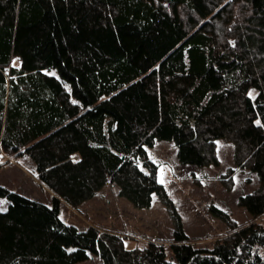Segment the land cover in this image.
Here are the masks:
<instances>
[{
	"label": "trees",
	"instance_id": "obj_1",
	"mask_svg": "<svg viewBox=\"0 0 264 264\" xmlns=\"http://www.w3.org/2000/svg\"><path fill=\"white\" fill-rule=\"evenodd\" d=\"M221 139L258 176L239 205L263 215L264 0H0V167L28 156L54 194L49 205L0 185V264H264V226L237 228L216 204L234 232L194 245L148 152L174 141L181 163L218 166ZM235 171L220 176L228 189ZM109 183L135 207L169 204L174 259L62 219V201Z\"/></svg>",
	"mask_w": 264,
	"mask_h": 264
},
{
	"label": "rangeland",
	"instance_id": "obj_2",
	"mask_svg": "<svg viewBox=\"0 0 264 264\" xmlns=\"http://www.w3.org/2000/svg\"><path fill=\"white\" fill-rule=\"evenodd\" d=\"M148 152L158 164V177L165 184L194 245L210 249L217 241L234 232L229 224L211 213V204L227 210L237 223V228L252 222L264 226V214L254 217L238 203L239 196L257 188L259 180L256 173L236 166L231 142L219 140L221 163L218 166L181 163L174 141H156ZM230 167L236 171L234 184L228 189L222 184L220 176ZM0 185L53 204V192L38 179L35 165L28 156L5 160L0 167ZM62 202L61 217L64 221L81 229L96 226L100 230L118 232L125 237L127 246L132 248L143 247L150 241L162 243L168 257L174 259L170 246L175 219L169 204L158 195H154L151 207L138 208L120 194L117 184L109 183L78 207ZM7 206L8 200L0 198V208L6 209ZM100 263V257L91 253L88 259L77 264Z\"/></svg>",
	"mask_w": 264,
	"mask_h": 264
},
{
	"label": "snow or ice",
	"instance_id": "obj_3",
	"mask_svg": "<svg viewBox=\"0 0 264 264\" xmlns=\"http://www.w3.org/2000/svg\"><path fill=\"white\" fill-rule=\"evenodd\" d=\"M250 95H251V93H250ZM256 123H257V124H260V122H259V121H257ZM3 210H5V209H3V208H0V211H3Z\"/></svg>",
	"mask_w": 264,
	"mask_h": 264
}]
</instances>
